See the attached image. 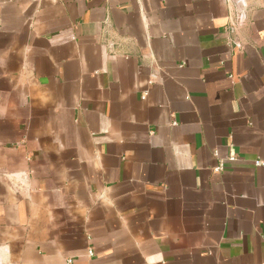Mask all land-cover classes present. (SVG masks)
Wrapping results in <instances>:
<instances>
[{
    "label": "crops",
    "instance_id": "obj_1",
    "mask_svg": "<svg viewBox=\"0 0 264 264\" xmlns=\"http://www.w3.org/2000/svg\"><path fill=\"white\" fill-rule=\"evenodd\" d=\"M67 258L264 264V0H0V264Z\"/></svg>",
    "mask_w": 264,
    "mask_h": 264
},
{
    "label": "built area",
    "instance_id": "obj_2",
    "mask_svg": "<svg viewBox=\"0 0 264 264\" xmlns=\"http://www.w3.org/2000/svg\"><path fill=\"white\" fill-rule=\"evenodd\" d=\"M214 154L217 156V158H218V162H217V164L214 166V168H213V171L214 172H220V171H222L223 170V168H224V166H225V163L227 162V161H233V160H235V156L234 155H231V156H228V157H221V156H218V153H217V151L215 150L214 151ZM257 163H260V162H257ZM87 254L89 255V256H91V255H93V250L92 249H88L87 250ZM64 264H72V258H67L66 260H65V263Z\"/></svg>",
    "mask_w": 264,
    "mask_h": 264
}]
</instances>
